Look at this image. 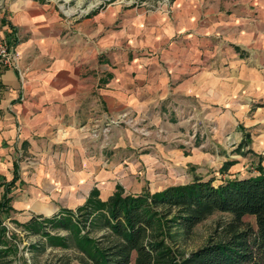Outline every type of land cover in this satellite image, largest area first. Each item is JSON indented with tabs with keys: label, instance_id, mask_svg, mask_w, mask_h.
<instances>
[{
	"label": "crops",
	"instance_id": "obj_1",
	"mask_svg": "<svg viewBox=\"0 0 264 264\" xmlns=\"http://www.w3.org/2000/svg\"><path fill=\"white\" fill-rule=\"evenodd\" d=\"M0 5V38L14 40L21 53L17 67L0 78V182H11L16 172L19 177L14 186H2L0 197L7 194L21 222L74 209L95 186L107 199L125 171L124 156L151 160L148 151L138 154L140 136L130 129L112 127L107 143V109L150 110L157 117L161 105L179 96L202 99L207 106L229 104L232 113L242 115L250 99L264 103L263 8L250 28L229 27L243 24L241 19L227 23L222 39L209 21L207 27H190L193 34L179 24L164 27L163 34L148 27L149 18L134 14L118 31L113 15L76 27L33 0H0ZM234 45L243 46V56ZM138 47L148 54L140 55ZM151 52L161 54L163 65ZM156 67L163 69L157 77L150 74Z\"/></svg>",
	"mask_w": 264,
	"mask_h": 264
},
{
	"label": "rangeland",
	"instance_id": "obj_2",
	"mask_svg": "<svg viewBox=\"0 0 264 264\" xmlns=\"http://www.w3.org/2000/svg\"><path fill=\"white\" fill-rule=\"evenodd\" d=\"M33 1L57 11L71 26L74 24L77 27L89 18L99 20L100 16L103 17L101 21L104 23V18L113 15L118 19L111 24L116 23V29L122 31L126 28L127 18L135 14L149 18L146 20L148 27L154 25L160 28L163 34L164 27L186 25L190 29L199 23L207 27L209 21L210 26H215L217 29L215 35L219 38L221 36L222 39L224 36L220 30L227 28V23L241 19L244 20L243 24L229 27L250 28L251 24L255 23L251 18H261L260 9H264V0ZM0 8L2 9L3 6L0 5ZM241 11L243 14H238ZM107 22L109 27L111 24ZM146 25L145 22L141 24L142 27ZM188 32L193 34L194 29ZM242 47V45H234L241 56L244 55ZM138 49L139 54L143 56L149 52L143 47ZM151 53L153 55L149 57L155 56V59L163 65L161 54ZM107 63L108 66L113 67L109 56ZM161 70L162 67H156L150 74L156 72L157 77L162 73ZM139 71L137 74L142 73V70ZM112 74L108 69L105 79L107 85H110ZM159 101L166 102L165 98H160ZM171 101L174 102L173 106ZM249 103L250 109L242 115L232 113L229 104L222 105L214 101L207 106L206 101L202 99H181L179 96L169 100L167 105H161L159 111L163 108L164 110L157 117H152L150 110L138 112L129 108L115 113L107 109L104 127L107 143H110L112 127L127 128L140 136L141 145L138 154L148 151L147 154L152 157L148 160L138 155L132 160L131 157L124 156L122 166L125 171L117 181L113 193L107 199H103L101 190L95 186L90 190L86 200L94 189L99 191L100 199L106 201L119 190L124 195L152 194L170 185L189 183L196 177H202L204 180L213 179L214 184L218 185L228 178L257 174V163L261 162L264 166V103H256L253 99H250ZM163 122H169V125L163 126ZM228 163H230L229 168H226ZM8 206L12 209L1 212L0 226L5 228V237L12 251L10 264H59L64 258L71 260L73 264H80L79 260L83 257V253L74 242L68 246L50 245L47 235L30 232L23 225L26 222H21L15 217L16 212L10 202ZM79 206L72 210H76ZM230 219L231 215L228 213L215 212L197 225L194 235L186 241L187 252L205 245L211 237L219 234L217 227ZM244 219L255 224V218L252 216H246ZM46 231L54 236L69 234L60 229L49 228ZM101 235L102 233L99 232L93 233L97 238ZM135 258L134 253L131 264H135Z\"/></svg>",
	"mask_w": 264,
	"mask_h": 264
},
{
	"label": "trees",
	"instance_id": "obj_3",
	"mask_svg": "<svg viewBox=\"0 0 264 264\" xmlns=\"http://www.w3.org/2000/svg\"><path fill=\"white\" fill-rule=\"evenodd\" d=\"M256 171L218 185L213 179L196 177L152 194L124 195L119 190L106 201L94 189L76 210L62 208L50 217L33 216L23 225L33 234L47 235L50 245L74 242L83 253L80 264H131L134 253L135 264H264L261 162ZM18 179L16 172L11 182H0V189L14 186ZM10 200L6 193L0 197V222L1 212L12 209ZM215 212L228 213L231 219L219 225V234L205 245L187 252L186 241L197 225ZM246 216L254 217L255 224L246 221ZM49 228L69 234L54 236L46 231ZM97 232L102 233L99 238L93 236ZM11 253L5 228L0 226V264H10ZM59 264L73 263L64 258Z\"/></svg>",
	"mask_w": 264,
	"mask_h": 264
},
{
	"label": "built area",
	"instance_id": "obj_4",
	"mask_svg": "<svg viewBox=\"0 0 264 264\" xmlns=\"http://www.w3.org/2000/svg\"><path fill=\"white\" fill-rule=\"evenodd\" d=\"M21 53L14 40L0 38V78L4 70L17 67Z\"/></svg>",
	"mask_w": 264,
	"mask_h": 264
}]
</instances>
